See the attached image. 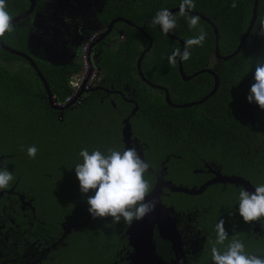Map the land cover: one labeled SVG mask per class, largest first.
Here are the masks:
<instances>
[{
	"label": "trees",
	"instance_id": "16d2710c",
	"mask_svg": "<svg viewBox=\"0 0 264 264\" xmlns=\"http://www.w3.org/2000/svg\"><path fill=\"white\" fill-rule=\"evenodd\" d=\"M6 2L7 11L12 17L22 13L28 5L27 0H6ZM181 2L182 0H106V6L98 14V18L106 22L119 16L143 27L152 38V46L141 61L142 73L152 83L165 86L174 101L187 102L207 94L213 85V78L208 73H201L188 81L183 80L178 70V58L175 66L169 65L168 62L172 52L180 48V42L168 37L159 25L152 24L157 11L179 7ZM194 3L196 7L192 11L206 16L217 27L219 53L226 55L233 52L250 22L254 0H194ZM233 3L237 5L235 8L232 7ZM173 14L176 16L177 27L171 34L180 37L184 42L197 37L201 31L207 34L202 47L193 46L189 49L191 58L182 61L184 72L190 74L209 67L211 55L215 52L213 27L200 17L197 27L190 29L187 16H179V11ZM261 20H264V0L257 2L255 22L239 53L228 60L218 59L220 65L217 64L214 69L221 82L216 92L204 103L191 107L173 108L165 102L160 89L151 87L140 80L136 67L137 58L148 41L135 27L124 22L117 23V27L124 30L125 38L122 41L115 40L113 47H101L102 51L96 63L102 79L99 85L103 87L112 85L114 89L128 86L134 89L138 110L130 121L134 135L145 143L147 149L184 147L206 151L211 148L217 152L231 154L246 152L247 147L252 150L253 147L248 144V140L243 142L240 139V135L251 133L254 128L249 124L245 113L243 115L242 110L239 109L238 99L243 97L242 91L249 84L247 82L250 79L251 70L255 67V59L264 57V35L254 34ZM20 23L14 24V30L0 39L24 51L29 28L19 25ZM33 59L48 81L52 95L58 100H63L70 93V76L78 72L81 65L77 63L53 65L38 58L33 57ZM0 60H2L0 64V135L6 137V144L10 146L6 152H21L15 149V146L21 143L19 141L21 137L28 138L27 131L31 129L33 131L31 142L44 145L47 138L54 142L53 137L58 136L55 142L62 146V141L65 139L59 138L65 136L64 119H68L67 116H72L82 107L92 106L91 110L107 107L123 116L127 114L131 106L117 96L114 99L116 108H113L107 99L100 102L103 94L101 90H89L83 94L80 104H71L61 112L63 114V121H61L58 111H54L47 101L42 100L41 95L46 96V94L39 77L29 63L24 58L9 54L1 48ZM14 61H16L15 67L6 66V63L11 64ZM79 118L83 117H72V119ZM43 123L50 125L53 137L42 139L40 134ZM118 125L121 124L118 123ZM24 129L25 132L20 135ZM118 142L121 145L119 139ZM69 144L75 145L74 140L68 139L62 148L67 149ZM31 145L34 144L30 143ZM48 153L52 156L51 151ZM145 154L148 162L156 167L150 155H155L157 152H145ZM61 167L64 168V165ZM46 168L49 167L46 166ZM48 172L52 175L51 179L60 181L61 170L49 168ZM89 195L94 194L91 192L85 194V200H83L86 215L89 213L87 203ZM183 195L190 197L187 194ZM100 242L101 239H98L99 245ZM99 245L93 234H85L84 250L68 249L61 253L60 257L53 258L51 263L111 264L115 251L96 250ZM91 246L96 249H92Z\"/></svg>",
	"mask_w": 264,
	"mask_h": 264
},
{
	"label": "flooded vegetation",
	"instance_id": "af4514ba",
	"mask_svg": "<svg viewBox=\"0 0 264 264\" xmlns=\"http://www.w3.org/2000/svg\"><path fill=\"white\" fill-rule=\"evenodd\" d=\"M97 1L101 0H36V7L39 3H46L49 6L54 5L59 10L62 9V11L56 14L60 15L59 18L62 20H60V23L63 27L65 38H73V36L78 35L75 48H77V45L88 41L87 53H89L90 58L93 51L97 53L96 58L93 60L91 58L94 64L97 63L98 56L102 51L101 47L103 45H100V43L111 41L108 47H113L116 43L115 40L122 41L125 38L124 30L121 27H117V23L123 21H117L112 25L110 32L91 47V44L108 29L111 20L116 18L113 17L106 22L98 18V14L106 6V0H103V5L98 10L85 11L86 7ZM27 3L26 8H28L30 0H27ZM35 10L28 17L19 21L25 24L23 26L29 28L24 51L13 47L12 44L8 45L0 39L8 47L21 51L29 57L31 56L27 53L28 38L31 39L32 44L34 37L30 36V32L31 21L35 17ZM90 13L95 19L92 27H88V22L85 20ZM71 20L74 21V24L70 28ZM78 20L79 23L77 22ZM83 25L87 29L85 27L82 28ZM102 27L103 29H100ZM76 33L77 35H73ZM29 49L31 51L32 48L30 47ZM7 52L14 54L9 51ZM14 55L24 58L31 66L25 57L18 54ZM34 58L37 57L34 55ZM43 61L48 62L47 60ZM34 62L36 63L35 60ZM211 63L212 60L210 66ZM0 64H2V60H0ZM6 66H11V68L15 67L16 61L11 64L6 63ZM210 66L205 68H210ZM212 70L217 74L216 69ZM212 78L214 83V77L212 76ZM98 89L103 92L100 102L107 99L112 107L116 108L114 99L119 96L131 105L127 114L122 116V120L128 117L137 105V109L130 116V120L135 116L138 110V104L134 97H127L125 94L129 91L134 93V89H130L128 86L121 89H114L112 85L103 87L99 84L96 86V90ZM161 91L167 103L166 93L164 90ZM85 93L87 91H84L80 95L81 100ZM167 96L173 104L191 102L174 101L168 90ZM42 100L48 102L47 95ZM239 101V109L242 110L243 115L245 113L249 124L254 128L251 133L240 135L241 141L245 142L248 140V144H251L253 147L252 150L247 147L248 150L246 152H235L231 154L230 152H217L211 148L206 151H199L195 148L184 147L174 149H147L146 145L143 147L145 143L134 135L130 121L132 129L131 147L135 146L141 158L147 162L148 157L145 152H157L155 155H150V159L156 167L149 163L150 170L146 176L152 185V189L155 183L159 180L161 182L160 177H163V179L170 181L176 186L189 188H199L201 185L210 182L199 194H187L190 197L183 195L186 194L183 192H172L167 187L162 188L163 192L160 196L161 203L167 207H172V211L168 216L174 218V224L181 243V249L175 252L171 242L160 235L157 225L154 226L153 239L156 245V251L164 264H213L211 249L217 238L216 225L221 219L225 220L228 240L225 241L224 245H215L217 248L223 251L225 246L233 238H236L245 244L247 253L264 255V226L260 222L245 223L239 215V193L242 189H247L246 186L244 183L227 182L223 179L224 176L240 177L250 187V189H247L249 191H255L256 186L264 184V112H262L264 109L254 101L249 102L247 96L241 97ZM55 111L63 112L64 110ZM62 116V113L59 114V120L61 121H63ZM74 120L76 121V119ZM64 123L67 124L65 119ZM67 131L68 129H65L64 135L68 136L69 134L72 136V140L76 144L75 129L71 133H67ZM66 140L68 141V139ZM122 144L123 151V141ZM7 150H0V167L4 166V161L7 165V170L13 173L15 179L9 189L0 190V264H52L53 258L60 257V254L68 249L84 250V236L89 233L93 234L98 245V239H101L99 247L96 249L94 246H91L92 249L115 251L111 264H132L129 255L133 252V248L129 244L126 233L130 225L123 221L113 223L111 217H108L107 220H99L98 218L93 219L90 213L86 215L83 207L85 193H82L79 187L73 189L72 195H69L70 198L65 197L66 194L64 192L61 194L62 210H60V206L58 205L52 206L51 200L57 199V196L54 197V189L51 185L59 181L51 179L52 175L50 174L48 175L50 177L48 179L49 183L39 190L36 189L33 181L28 180V176L24 173L28 170L29 165L24 163L25 159L20 157V152H6ZM79 150L82 149L77 148L73 151L78 152ZM73 182L79 183L78 178L73 179ZM59 191L56 190L55 194L57 195ZM91 193L94 194V192ZM230 213H234V215H230Z\"/></svg>",
	"mask_w": 264,
	"mask_h": 264
},
{
	"label": "clouds",
	"instance_id": "9594fccd",
	"mask_svg": "<svg viewBox=\"0 0 264 264\" xmlns=\"http://www.w3.org/2000/svg\"><path fill=\"white\" fill-rule=\"evenodd\" d=\"M236 6L235 3L232 4V7ZM195 7L194 0H182L179 5V16H187L190 29L196 28L200 21L198 15L189 14ZM152 24L159 25L167 35L176 29L177 20L171 11L164 8L157 11ZM13 30V17L7 11V2L0 0V38H4L6 33H11ZM254 34L264 35V20L259 21ZM206 35L201 31L197 37L186 40L183 51L176 48L168 57L169 65L175 66L177 58L181 61L189 60L191 58L189 49L193 46L202 47ZM251 59L253 61V58ZM254 79L255 83L252 84L247 99L249 102L254 101L264 109V57L255 59ZM101 81L99 74L96 86ZM96 86L89 90L96 89ZM37 152L38 149L35 146L27 149V154L31 158H35ZM79 155L83 162L75 166V171L81 192L85 194L94 192V195L87 196L88 211L93 219L107 220L111 217L113 223L123 221L131 225L155 211L158 201L155 198L148 199L153 191L150 181L146 178L150 164L141 158L135 146L123 151L109 148L106 153L99 149L90 153L85 148L80 151ZM3 165L0 167V190L9 189L15 179L13 173L7 170L4 161ZM238 211L245 223L260 222L264 226V184L256 186L255 191L247 189L240 191ZM216 232V242L211 249L213 264H264V255L247 253L245 244L239 239L233 238L223 251L215 246L224 245L228 240L225 220L219 221L216 225Z\"/></svg>",
	"mask_w": 264,
	"mask_h": 264
},
{
	"label": "rangeland",
	"instance_id": "374dc122",
	"mask_svg": "<svg viewBox=\"0 0 264 264\" xmlns=\"http://www.w3.org/2000/svg\"><path fill=\"white\" fill-rule=\"evenodd\" d=\"M103 5V0L92 3L90 6L85 8V11L98 10ZM35 17L34 20L31 21V32L30 36L34 37V42L31 44V39L28 38V49L27 53L34 57L47 60L48 62L61 65L66 63H78L79 57L82 53V44L75 45L77 43L76 38H78L77 33L73 35V38H65L63 33V27L60 23L61 18L60 15L56 13L62 11V9L56 8L54 5H46L39 3L35 8ZM78 11V10H77ZM85 20L88 22V27H92L95 23V19L93 15L88 14ZM91 15V16H90ZM62 21V20H61ZM27 22V21H25ZM79 23V20L77 21ZM70 28L73 26L74 21H70ZM17 24V23H15ZM27 24V23H26ZM19 25H25L24 23H20ZM77 26H79L77 24ZM86 28L85 25L82 28ZM100 29H103L100 28ZM66 31V30H65ZM68 31V30H67ZM57 37V39H56ZM111 41L105 43H100V45L108 46ZM32 48L31 51L29 48ZM77 51L75 52V50ZM75 53V54H74ZM34 54V55H33ZM97 53L92 52L91 58L92 60L96 58ZM211 69H214L217 64L220 65L218 58L212 53L211 55ZM255 67L251 70L250 79L248 80L246 87L242 91V96H247L250 93V89L252 84L255 83L254 79ZM129 95L127 97H134V93L132 91L128 92ZM42 98L45 95H41ZM239 101V99H238ZM240 102H238V105ZM90 109H89V108ZM82 107L74 112L71 116H67L66 123L64 125L65 129H68L67 133H71L72 130L78 132L76 136L77 143L75 145L67 146L69 148H62L63 145L67 142L66 139H72V136H62L59 139H65L62 141V146L57 144V137H53L50 131V125L47 123L42 124V133L40 134L42 139L45 137H53L54 142H52L49 138H47V142L42 145L40 143L36 144L31 142L33 131L28 130V138H20L21 143H17L15 149H19L20 157L25 159L24 163L29 165L28 170L24 173L28 176V180L33 181V185L36 189H41L45 187L49 181V176L51 173L48 172V169L52 170H61L60 172V181L58 183H53L51 186L54 189L53 195L57 196V199L51 200L52 206L58 205L60 206V210H62V200H60L61 194L64 192L66 194L65 197H69L72 195L73 189L79 187L80 182L74 183L73 179L77 178L75 166L78 163H82V157L79 155L80 151L72 152L74 149H87L90 153L93 150L99 149L100 151L106 153L109 148H113L116 150L122 151V128L123 121L121 114L113 112L107 107L103 109H94L91 110L92 106ZM264 112V111H262ZM61 114V112H58ZM78 116L83 117L76 119H72V117ZM121 124L120 126L118 125ZM5 126V125H4ZM25 132V129L20 133ZM120 135V136H119ZM121 142V145L118 142ZM132 139V136H131ZM6 137L0 135V150L9 149L10 146L6 144ZM26 141V143H25ZM30 143L34 144V146L38 149L37 155L35 158H31L27 154V149L30 147ZM145 147V144L143 145ZM51 151L52 156L48 152ZM54 155V157H53ZM64 165V168L61 166ZM48 166L49 168H46ZM56 190H60L56 195ZM59 197V198H58ZM70 198V197H69ZM85 200V199H84Z\"/></svg>",
	"mask_w": 264,
	"mask_h": 264
},
{
	"label": "water",
	"instance_id": "95a60500",
	"mask_svg": "<svg viewBox=\"0 0 264 264\" xmlns=\"http://www.w3.org/2000/svg\"><path fill=\"white\" fill-rule=\"evenodd\" d=\"M257 2H258V0H254L252 17L250 19V22L247 26L246 31L244 32V34L241 37V40H240L237 48L233 52L226 54V55H222L219 53L217 27L206 16H204L198 12H194V11L190 12V14L198 15L202 19L206 20L213 27V31L215 34V55L218 59L228 60V59L234 57L235 55H237L239 53L240 49L244 45L246 38L250 35L251 28L255 22ZM35 7H36V0H30V4H29L28 8L25 11H23L21 14L13 17V24H15V23L19 22L20 20L28 17V15L35 9ZM169 11L174 13L176 11H179V7H173L171 9H169ZM117 21H123V22H125L131 26H134L139 32H141L146 37V39L148 41L147 45L140 52V54L137 58V63H136V67H137L139 77L141 78L142 81H144L145 83H147L151 87L164 90L166 93V100H167V103L169 105H171L173 107H187V106H192V105H196V104H201V103H204L209 97H211L216 92V90L219 86V83H220V79H219V76L216 74L215 71H213L210 68H201V69L196 70L190 74H187L183 70L182 61L178 58V70H179V73H180L183 80L188 81V80L192 79L193 77H195L201 73H209L214 77V83H213V86H212V89L210 90V92L208 94L204 95L200 99L193 100L191 102H187V103H183V104L171 103L170 99L167 96L166 87L159 85V84L152 83L150 80H148L144 76V74L142 73V71L140 69L141 61H142L144 55L150 50V48L152 46L151 36L148 33H146L142 27L135 25L130 20L125 19L123 17H116V18L112 19L108 25V29L104 32V34L101 37H99L95 42H93V44H91V47H93L97 42L102 40L110 32L112 25ZM167 36L179 41L181 51L184 50L185 42L183 39H181L178 36H174L173 34H171V32H169L167 34ZM0 47L6 51L11 52V53L23 56L30 62L31 67L35 70L37 76L39 77V79H40V81L44 87L48 102H49V104L53 110H59V111L61 110L62 111L64 109L68 108L76 100V98H78L84 92L83 90H80L76 94V96L72 99V101L68 102L67 104H64V105L54 104V100H53L51 89L49 87V83L46 80L45 76L39 70V68L36 65V63L34 62V60L31 57H29L28 55H26L25 53H22L21 51H18V50H15V49L8 47L1 40H0ZM129 101H132V100H129ZM113 105H114V103H113ZM136 109H137V105L131 111L129 116L122 120L123 121V123H122L123 124L122 141L124 143V150L131 147L130 141H131V136H132V129H131V124H130V116L135 113ZM160 179H161V182L159 180L157 183H155L153 191L148 197L149 200H152L153 198H155L158 201V203L156 204L155 211H153L149 215L145 216L142 220H138V221L133 222L126 230V233L128 235L129 244L133 248V252L129 255V259H130L132 264H164L163 261L161 260L160 256L158 255L157 251H156V245H155V242L153 239V229H154L155 225H157V229L159 230L160 235L163 238H165L171 242L173 250L175 252H178L181 249L179 234H178V231H177L176 226L174 224V218L168 216V214H170V212L172 211V207H167V206L163 205L161 203V200H160V196L163 192L162 188L167 187L172 192H183L186 194L194 195V194H199L200 192H202L207 187V185L210 184V182H207V183L201 185L199 188H195V187L189 188V187L176 186V185L172 184L170 181L163 179V177H160ZM223 179L227 182L244 183L246 188L250 189V187L246 184V181H244L240 177L224 176Z\"/></svg>",
	"mask_w": 264,
	"mask_h": 264
},
{
	"label": "built area",
	"instance_id": "2783aa9c",
	"mask_svg": "<svg viewBox=\"0 0 264 264\" xmlns=\"http://www.w3.org/2000/svg\"><path fill=\"white\" fill-rule=\"evenodd\" d=\"M89 46V42L86 41L82 44V53L79 57V62L77 64L81 65V69L72 74L69 78V85H70V93L63 99L58 100L53 95L54 104L57 105H64L68 102L72 101V99L76 96V94L80 90L87 91L97 85V81L99 80V68L96 64L93 63L90 56L87 53V49ZM81 97L79 96L76 100L72 103L80 104Z\"/></svg>",
	"mask_w": 264,
	"mask_h": 264
},
{
	"label": "crops",
	"instance_id": "0c3cea01",
	"mask_svg": "<svg viewBox=\"0 0 264 264\" xmlns=\"http://www.w3.org/2000/svg\"><path fill=\"white\" fill-rule=\"evenodd\" d=\"M71 64H75V63H71Z\"/></svg>",
	"mask_w": 264,
	"mask_h": 264
}]
</instances>
